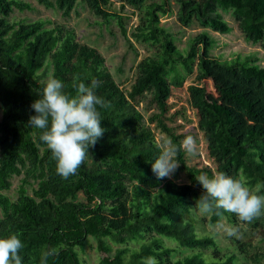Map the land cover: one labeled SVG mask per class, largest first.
<instances>
[{
	"label": "trees",
	"instance_id": "trees-1",
	"mask_svg": "<svg viewBox=\"0 0 264 264\" xmlns=\"http://www.w3.org/2000/svg\"><path fill=\"white\" fill-rule=\"evenodd\" d=\"M70 14L80 1L128 35V6L141 9L132 35L158 51L141 54L129 81L118 82L106 57L81 42L74 28L48 20L12 19L25 0H0V237L21 233L22 264H40L43 252L58 249L47 264H86L89 237L97 240L100 264H249L245 243L223 252L212 234H200L188 216L205 190L196 177L218 171L243 177L264 195V66L256 56L223 59L211 53V39L199 33L182 49L161 24L170 0H39ZM179 17L218 31L231 26L220 9L231 11L246 38L264 47V0H177ZM75 96L80 82H100L97 95L103 137L90 147L78 174L62 179L51 151L31 128V104L42 96L49 75ZM198 138V155L181 151L171 178L157 179L151 165L166 139L179 144ZM22 175L19 195L7 193ZM37 181L32 192L28 185ZM159 189V190H158ZM82 195L83 198H79ZM223 212V210H221ZM226 215L211 213L218 223ZM190 252L176 256L178 246ZM264 241V231L259 234ZM118 244V245H116ZM211 249V253L206 250Z\"/></svg>",
	"mask_w": 264,
	"mask_h": 264
},
{
	"label": "clouds",
	"instance_id": "clouds-1",
	"mask_svg": "<svg viewBox=\"0 0 264 264\" xmlns=\"http://www.w3.org/2000/svg\"><path fill=\"white\" fill-rule=\"evenodd\" d=\"M99 86L100 82L95 79L87 86L80 82L75 85L77 94L69 96L63 90V82L50 74L42 96L31 104L35 115L29 117L28 123L31 128L43 130L40 140L51 151L56 172L62 179L78 174V169L90 156L88 149L94 147L106 131L101 126L98 108H107L110 102L97 95ZM158 147L159 155L151 170L157 179L162 180L174 175L180 164L177 157L181 151L192 157L198 155V138L187 134L178 145L166 139ZM196 180L205 190L195 205L200 211L218 216L229 212L248 223L264 215V195L259 194L258 187L250 188L243 178L218 171L212 176L203 173ZM225 231L228 236L238 234L236 227H227ZM20 237L19 232L0 237V264H22L20 250L24 245ZM57 254L58 249L45 250L40 264H47L48 258ZM144 264L159 262L152 256L145 258Z\"/></svg>",
	"mask_w": 264,
	"mask_h": 264
},
{
	"label": "rangeland",
	"instance_id": "rangeland-1",
	"mask_svg": "<svg viewBox=\"0 0 264 264\" xmlns=\"http://www.w3.org/2000/svg\"><path fill=\"white\" fill-rule=\"evenodd\" d=\"M25 1L30 2L32 7L25 10L15 8L11 14L12 19H26L29 21L43 19L48 20L45 24L49 26L54 22L74 28L81 42L96 46L102 52L106 57L108 68L120 83L129 81L135 74L136 66L142 53L149 50L158 51L160 48L159 44L152 46L132 35L133 24L137 21L138 16L142 15L141 9L128 6L127 13L130 17L126 20L128 35H125L116 20H113L110 24L105 23L92 10L81 4L80 1H78L71 13L66 15L57 7L46 6L39 0ZM152 1L155 0H146V3ZM156 1L160 2L161 0ZM170 3L172 11L168 14L163 12L160 14L161 24L172 32L176 43L182 49H187L194 36L204 33L211 39V53L213 55H218L228 60L237 55L243 57L248 55L256 56L257 62L264 66V47L260 43H254L246 38L239 21L231 11L220 9L223 17L231 26L229 31L223 32L209 26H203L198 21H194L191 24L184 23L179 17L177 0H170ZM21 178L22 175L15 176L13 185L7 192L14 198L19 195ZM32 182L34 183L33 185H28L30 192H32L33 186L37 183L33 179ZM248 186L256 189V187ZM79 198H83L82 195ZM0 215L2 214L0 213ZM188 216L195 222L198 233L212 234L217 238L223 252L238 251L239 247L235 246L233 242L236 239H240L245 243L248 263L264 264V241L259 239V234L264 231V215L251 223L240 221L235 214H233V219L224 215L218 223H212L210 220L211 213H205L198 208H194ZM227 227H236L238 234L236 236H228L225 231ZM167 241L179 247V251L175 253L176 256L191 251V249L186 247H180L178 242L172 239L168 238ZM211 251V249L206 250L207 253H211ZM81 256L86 261V264H100L97 240L95 238L89 237L87 239Z\"/></svg>",
	"mask_w": 264,
	"mask_h": 264
}]
</instances>
